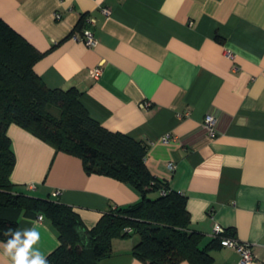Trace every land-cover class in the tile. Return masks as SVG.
I'll return each instance as SVG.
<instances>
[{
    "label": "crops",
    "instance_id": "obj_1",
    "mask_svg": "<svg viewBox=\"0 0 264 264\" xmlns=\"http://www.w3.org/2000/svg\"><path fill=\"white\" fill-rule=\"evenodd\" d=\"M82 17L93 22L94 47L82 41ZM0 18L44 54L34 70L46 87L76 88L92 119L148 145V171L186 197L202 247L219 225L252 244L264 264V0H0ZM206 115L216 118L213 137ZM7 135L16 188L71 206L88 229L109 207L141 199L130 184L87 175L78 157L15 124ZM33 226L46 257L57 232L46 218H19L20 230ZM137 242L114 238L98 264H143L132 254ZM210 255L212 264L240 260L223 246Z\"/></svg>",
    "mask_w": 264,
    "mask_h": 264
},
{
    "label": "trees",
    "instance_id": "obj_2",
    "mask_svg": "<svg viewBox=\"0 0 264 264\" xmlns=\"http://www.w3.org/2000/svg\"><path fill=\"white\" fill-rule=\"evenodd\" d=\"M84 23L82 17L79 25ZM43 55L0 18V243L9 239V229H19L20 217L43 213L59 242L46 256L49 264H98L110 256L114 238L132 235L138 237L132 254L143 264H212L210 250L222 247V237H235L234 231L224 229L222 236L202 247L201 236L189 227L186 197L148 171V145L92 119L76 88L46 87L34 70ZM11 124L57 152L78 157L87 175L130 184L140 193V201L109 207L88 229L71 206L20 192L11 181L16 164L7 135Z\"/></svg>",
    "mask_w": 264,
    "mask_h": 264
},
{
    "label": "built area",
    "instance_id": "obj_3",
    "mask_svg": "<svg viewBox=\"0 0 264 264\" xmlns=\"http://www.w3.org/2000/svg\"><path fill=\"white\" fill-rule=\"evenodd\" d=\"M102 13L104 15H108L109 9L108 8H102L101 9ZM55 18L57 20L61 19V16L59 14L55 15ZM87 25L89 28L85 29L82 34V41L84 44L91 48L96 45V39L94 37L93 32L90 30V26L93 25V22L90 18L85 19ZM77 39V37H75ZM230 57L231 55L228 54ZM101 67H96L93 70L90 71V74L94 78H98L101 74ZM149 104H142L143 107H147ZM203 127L205 128L208 136L213 137L215 135V127H216V118L212 115H206L203 121ZM169 169L174 170V166L172 164H169ZM31 189H34V185L30 186ZM56 194H59V191H56ZM38 221H43L44 217H41V215H38L36 217ZM127 233H131V229H125ZM224 233V229L220 227L219 225H215L213 227L212 231V237H219L222 236ZM221 245L223 247H227L230 249H233L240 257L239 263L238 264H256V257L254 255L253 251V245L250 243L246 242H240L238 241L235 237H222L221 239Z\"/></svg>",
    "mask_w": 264,
    "mask_h": 264
},
{
    "label": "clouds",
    "instance_id": "obj_4",
    "mask_svg": "<svg viewBox=\"0 0 264 264\" xmlns=\"http://www.w3.org/2000/svg\"><path fill=\"white\" fill-rule=\"evenodd\" d=\"M40 215L43 217V213ZM6 235L9 239L0 244L3 249L0 260L3 264H49L45 255L36 247L41 234L35 226L23 230L9 229Z\"/></svg>",
    "mask_w": 264,
    "mask_h": 264
}]
</instances>
